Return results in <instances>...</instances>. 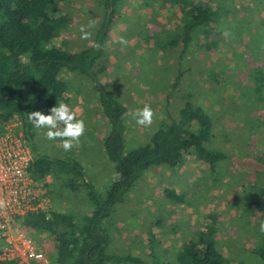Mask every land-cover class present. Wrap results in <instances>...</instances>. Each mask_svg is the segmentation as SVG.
Segmentation results:
<instances>
[{
  "label": "rangeland",
  "instance_id": "rangeland-1",
  "mask_svg": "<svg viewBox=\"0 0 264 264\" xmlns=\"http://www.w3.org/2000/svg\"><path fill=\"white\" fill-rule=\"evenodd\" d=\"M256 2L259 4L257 9L262 10V0L211 2L213 6L218 5L220 16H223L221 20L224 31L221 35H227L234 41L231 46L219 44L218 51L213 54V59L218 58L221 64L228 65L223 68L224 75L229 77L228 70L231 79L236 82L226 81L228 83L221 84L218 89L213 81H209V86L208 82L197 78L198 62L203 63L199 67L204 70L201 75L213 69L209 67L208 58L211 55L202 52L200 48L198 50L195 35L192 37V53L182 61L186 65L180 64L177 54L179 46H169L167 35L153 30L156 27L150 20V7H142L141 0L119 1L118 16L111 27L106 53L100 58V62L107 61V68L100 76V81L126 106L124 151L146 144L163 122L175 118L180 107L188 100L183 96L187 92L188 95L192 93V103L199 104L215 121L211 129L210 147L223 150L226 155L213 172L209 170L207 162L188 155L182 167H169L168 171L154 167L139 177L126 199L116 204L115 213H111L113 216L110 217L113 219L106 223L110 237L107 253L131 254L147 264H178L176 256L179 248L184 242L196 239L200 230L206 229L205 225L212 222L210 214H214V225L209 227L214 229L217 246L223 256L230 260L229 263H260L258 256L251 250L261 233L259 225L264 221V210L259 211L254 207L255 192L259 186L257 178L264 179V86L250 83L253 82L249 76L253 69L251 66H257L247 61L252 58L250 52L243 56L241 51L253 39L257 57L264 58V25H259L262 34L259 42L252 36L253 31L246 29L250 18L247 9L250 6L255 8ZM99 4L98 0H68L63 10L69 15V27L54 43L65 41L67 49L86 47L85 44L91 39H81L79 29L81 25L87 26L91 19H95L99 25L102 11ZM154 10L157 12L156 18L164 23L165 28L173 27L172 22L166 21L170 13L158 9L156 5ZM259 10L258 13L263 14ZM258 13L256 11L253 14L256 26L261 18ZM89 30L93 35L95 28ZM141 31L143 36L147 33V43L140 40ZM213 36L221 38L218 33ZM121 37L128 41L127 46L118 43ZM211 39L207 38V41ZM250 49L247 48V51ZM229 55H233V61ZM186 66L188 70L173 88L178 70ZM232 66L233 69L230 68ZM66 77L70 79L72 90L75 89L72 93L75 96L68 105L76 110L78 118L85 120L86 132L79 145L71 151H64L59 140L46 139V129H39V135L36 132L34 144L39 153L76 158L86 178L98 191H102L117 177L114 165L105 157L102 146L110 126L101 112L92 83L76 73H66ZM218 79L220 83L221 73ZM213 86L218 90H214ZM196 93L199 94L197 99ZM217 94H223L227 99L214 101V98H218ZM145 104L150 105L155 112L150 127L137 125L131 115L133 109L142 108ZM47 181L51 182V178L47 177ZM50 187L52 192L49 193V199L43 196L45 205H53L60 191L63 196L59 201L62 210H67L75 218H81L91 211L92 206L84 190L79 191L77 196L57 182H53ZM167 187L168 190L174 189L178 196L182 194L183 199L179 201L181 197L167 196ZM44 243L48 252L54 251L52 241L45 240Z\"/></svg>",
  "mask_w": 264,
  "mask_h": 264
},
{
  "label": "trees",
  "instance_id": "trees-1",
  "mask_svg": "<svg viewBox=\"0 0 264 264\" xmlns=\"http://www.w3.org/2000/svg\"><path fill=\"white\" fill-rule=\"evenodd\" d=\"M67 1L0 0V135L5 132L6 125L17 122L14 130L21 133L31 154L27 166L28 175L39 185L41 184L44 191L42 195L48 196L49 199V193L52 192L50 186L53 182H57L62 188L69 189L77 196L79 191L84 190L92 209L83 217L75 218L67 210H62L59 201L63 196L59 191V197L53 201V205L49 200L51 206L28 210L17 217L13 225L14 228L32 238L37 250L47 258V264H147L141 258L131 254L107 253L110 237L106 223L113 219L110 217L113 216L111 213H115L116 204L125 200L134 182L154 167L161 168L163 171H168L169 167H182L187 156L193 155L207 162L209 170L213 172L217 165L225 160L226 154L223 150L210 147L211 129L215 121L199 104L192 103L191 92L190 95L187 92L183 93L188 100L180 107L178 115L163 122L153 132L149 142L125 152L126 106L118 100L110 88H106V84L100 81V76L107 68V61L100 62V58L106 53L105 47L111 27L118 16L117 5L120 0H98L100 7L102 6L99 25L95 27L90 42L85 44L87 46L79 50L67 49L65 41L59 44L54 43V40L69 27V15L63 10ZM211 2L213 0H141V6L150 7L152 10L151 18H149L156 27L153 30L166 34L169 46H179L177 54L180 57V64L183 63L186 55L192 53V37L196 36L198 50L200 48L202 52L211 55L208 58L209 67L212 66L213 69L201 75L204 70L199 67H202L203 63L198 62L197 78L208 82L209 86H211L209 81H213L219 89L221 84L228 83L226 81L231 83L235 81L231 79L228 70L226 71L229 77L224 75V69L228 65L221 64L222 61L218 58L213 59V54L218 51L219 44L225 43L231 46L234 41L227 35H221L224 31V23L221 20L223 16H220L218 5L213 6ZM262 3V10L257 9L258 2L255 3V8L250 6V9H247L250 12V18L246 29L253 31L252 36L258 42L262 37L259 25H264V0ZM155 5L158 9H165L167 13H170L166 16V21L173 23L172 28H165L164 23L156 18ZM258 10L263 11V14L258 13ZM256 11L261 15L257 26L254 24L255 16H253ZM142 32L140 40L147 43V33L143 36ZM215 33L221 35V38L213 36ZM207 38L212 39L209 42ZM93 42L98 43L100 47H93ZM244 47L241 49L243 56L250 52L252 58L247 61L257 66H251L253 69L251 68L252 72L249 76L253 82L250 83L263 87L264 58L257 57V48L253 45V39L247 42L245 50ZM247 48L252 49L247 51ZM232 56L229 55L230 59ZM219 65H221L220 70ZM230 68L233 69V66ZM187 70V66L183 70H178L173 88L177 86L175 84L183 78ZM66 73H76L92 83L98 96L101 112L110 126L102 140V146L105 157L114 165L117 177L102 191H98L86 178L84 169L76 158L39 153L38 147L36 148L34 144L36 132L39 135V129L29 122L28 114L32 111L49 114L51 107L56 106L57 103H70L75 96L72 94L75 89L72 90ZM220 73L221 82L219 83ZM217 87H214V90H218ZM198 95L196 93V99ZM217 96L218 98H214V101L227 99L223 94H217ZM47 177L51 178V182L47 181ZM257 179L259 186L255 192L254 207L263 211L264 179ZM253 183L256 187V180ZM168 188H165V191ZM174 191L170 189L166 195L181 197L179 199L181 201L183 195L178 196ZM54 204L60 206L55 207ZM210 215L212 222L205 225L206 229L200 230V235L196 239L184 242L177 251L178 264H230V260L223 256L217 246L213 235L214 229L209 227L215 222L214 214ZM2 240L1 238L0 248ZM45 240L53 242L54 251H47ZM251 252L258 256L260 260L258 264H264V233L258 235ZM0 264L18 263L16 259H3L0 260Z\"/></svg>",
  "mask_w": 264,
  "mask_h": 264
},
{
  "label": "built area",
  "instance_id": "built-area-1",
  "mask_svg": "<svg viewBox=\"0 0 264 264\" xmlns=\"http://www.w3.org/2000/svg\"><path fill=\"white\" fill-rule=\"evenodd\" d=\"M17 122L5 126L0 135V199L6 207L0 209V260L16 259L18 264H47L31 237L14 228V221L28 210L45 208L44 191L27 172L31 154Z\"/></svg>",
  "mask_w": 264,
  "mask_h": 264
},
{
  "label": "clouds",
  "instance_id": "clouds-1",
  "mask_svg": "<svg viewBox=\"0 0 264 264\" xmlns=\"http://www.w3.org/2000/svg\"><path fill=\"white\" fill-rule=\"evenodd\" d=\"M97 26L95 19L89 20L87 26H80L81 39L90 40L93 29ZM121 45L127 46L128 41L121 37L118 40ZM93 47L99 48L100 45L93 42ZM132 117L137 125L142 127H150L153 123L155 112L153 108L145 104L142 108H135L131 111ZM28 120L37 129H46L44 135L48 140H59L60 146L64 151H71L73 147L78 146L80 139L86 132V124L83 118H78V114L73 107L64 102L57 103L51 107L49 114L42 111H32L28 114ZM6 207V201L0 199V209ZM259 231L264 233V221L259 225Z\"/></svg>",
  "mask_w": 264,
  "mask_h": 264
}]
</instances>
